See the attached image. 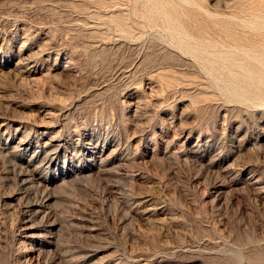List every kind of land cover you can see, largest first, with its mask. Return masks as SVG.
I'll use <instances>...</instances> for the list:
<instances>
[{
  "label": "rangeland",
  "instance_id": "obj_1",
  "mask_svg": "<svg viewBox=\"0 0 264 264\" xmlns=\"http://www.w3.org/2000/svg\"><path fill=\"white\" fill-rule=\"evenodd\" d=\"M62 263L264 264V0H0V264Z\"/></svg>",
  "mask_w": 264,
  "mask_h": 264
},
{
  "label": "bare ground",
  "instance_id": "obj_2",
  "mask_svg": "<svg viewBox=\"0 0 264 264\" xmlns=\"http://www.w3.org/2000/svg\"><path fill=\"white\" fill-rule=\"evenodd\" d=\"M69 259V258H68ZM62 260H60V263H61ZM63 264V263H62ZM68 264V263H67Z\"/></svg>",
  "mask_w": 264,
  "mask_h": 264
}]
</instances>
